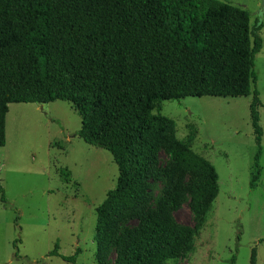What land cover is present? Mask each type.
Masks as SVG:
<instances>
[{
    "label": "trees",
    "instance_id": "obj_1",
    "mask_svg": "<svg viewBox=\"0 0 264 264\" xmlns=\"http://www.w3.org/2000/svg\"><path fill=\"white\" fill-rule=\"evenodd\" d=\"M262 27L260 20L251 26L247 10L222 0H0V146L10 103L59 98L73 104L82 117L79 137L108 150L119 171L116 187L97 208V256L103 259L115 238L116 211L141 200L159 145L174 125L155 112L158 102L251 95L257 150L250 187L257 186L264 103L254 60ZM169 153L177 167L194 175L191 210L205 213L219 192L214 164L175 136ZM182 198L177 187L158 211L145 214L115 264L176 259L196 235L170 214ZM0 199L7 202L1 182ZM78 253L63 255L56 242L48 255L75 263Z\"/></svg>",
    "mask_w": 264,
    "mask_h": 264
},
{
    "label": "rangeland",
    "instance_id": "obj_2",
    "mask_svg": "<svg viewBox=\"0 0 264 264\" xmlns=\"http://www.w3.org/2000/svg\"><path fill=\"white\" fill-rule=\"evenodd\" d=\"M222 1L247 10L251 26L261 19V0ZM260 23L263 44L254 70L264 103V11ZM250 102L251 95H206L156 104L155 112L172 118L174 125L159 145L141 200L134 208L116 211L115 238L103 259L97 256V208L117 185L112 154L79 137L82 117L68 100L10 103L6 143L0 146V182L7 198L0 199V264H115L129 231L145 214L158 211L177 187L183 198L170 214L196 235L165 264H264V132L261 176L251 188L257 146ZM260 124L264 131V106ZM171 136L209 159L218 173V195L201 215L190 207L194 175L170 156ZM56 242L63 255L79 250L75 263L48 255Z\"/></svg>",
    "mask_w": 264,
    "mask_h": 264
},
{
    "label": "water",
    "instance_id": "obj_3",
    "mask_svg": "<svg viewBox=\"0 0 264 264\" xmlns=\"http://www.w3.org/2000/svg\"><path fill=\"white\" fill-rule=\"evenodd\" d=\"M261 8H260V11H259V18L262 19V14H263V11H264V0H261ZM261 19H260V22H261Z\"/></svg>",
    "mask_w": 264,
    "mask_h": 264
}]
</instances>
